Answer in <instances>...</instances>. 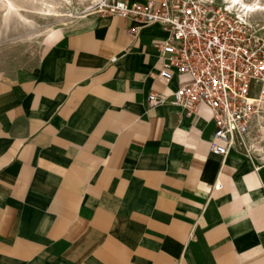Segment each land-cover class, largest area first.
<instances>
[{
  "label": "crops",
  "instance_id": "crops-1",
  "mask_svg": "<svg viewBox=\"0 0 264 264\" xmlns=\"http://www.w3.org/2000/svg\"><path fill=\"white\" fill-rule=\"evenodd\" d=\"M139 26L88 18L0 75V264H264V150L215 155L208 107H150L191 78H158L168 33Z\"/></svg>",
  "mask_w": 264,
  "mask_h": 264
},
{
  "label": "built area",
  "instance_id": "built-area-1",
  "mask_svg": "<svg viewBox=\"0 0 264 264\" xmlns=\"http://www.w3.org/2000/svg\"><path fill=\"white\" fill-rule=\"evenodd\" d=\"M101 13L139 23L130 30L133 36L152 25L168 33L157 46L162 62L157 77L170 83L188 76L191 82L170 96L150 94V107L173 104L190 116L206 106L215 124L210 152L221 157L239 147L249 152L264 108V29L258 23L216 0H109Z\"/></svg>",
  "mask_w": 264,
  "mask_h": 264
},
{
  "label": "rangeland",
  "instance_id": "rangeland-1",
  "mask_svg": "<svg viewBox=\"0 0 264 264\" xmlns=\"http://www.w3.org/2000/svg\"><path fill=\"white\" fill-rule=\"evenodd\" d=\"M105 1L109 0H0V75L16 77L30 71L41 59L49 33L73 30L88 18L105 15L101 13ZM10 2L12 10L7 9ZM248 19L264 29V12ZM260 116L248 143L254 156L264 150V108Z\"/></svg>",
  "mask_w": 264,
  "mask_h": 264
},
{
  "label": "bare ground",
  "instance_id": "bare-ground-1",
  "mask_svg": "<svg viewBox=\"0 0 264 264\" xmlns=\"http://www.w3.org/2000/svg\"><path fill=\"white\" fill-rule=\"evenodd\" d=\"M10 1V0H9ZM201 1H209V0H201ZM229 10L233 12H237L243 18H249L252 15L264 12V0H255L253 3H246L244 0H222ZM106 2V1H105ZM13 9V5L11 2L9 3V7L7 9Z\"/></svg>",
  "mask_w": 264,
  "mask_h": 264
}]
</instances>
